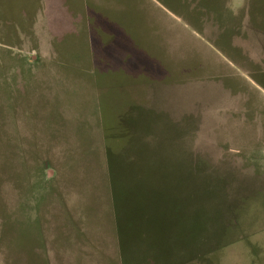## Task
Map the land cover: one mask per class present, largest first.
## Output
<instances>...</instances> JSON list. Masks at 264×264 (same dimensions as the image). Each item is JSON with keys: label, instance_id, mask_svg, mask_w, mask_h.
<instances>
[{"label": "rangeland", "instance_id": "rangeland-1", "mask_svg": "<svg viewBox=\"0 0 264 264\" xmlns=\"http://www.w3.org/2000/svg\"><path fill=\"white\" fill-rule=\"evenodd\" d=\"M0 264H264V0H0Z\"/></svg>", "mask_w": 264, "mask_h": 264}]
</instances>
